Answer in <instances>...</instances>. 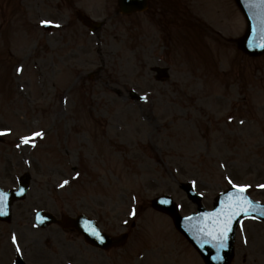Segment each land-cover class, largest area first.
<instances>
[{
	"label": "rangeland",
	"instance_id": "rangeland-1",
	"mask_svg": "<svg viewBox=\"0 0 264 264\" xmlns=\"http://www.w3.org/2000/svg\"><path fill=\"white\" fill-rule=\"evenodd\" d=\"M158 2L159 18L118 15L117 0H0V130H10L0 185L16 187L24 172L33 179L13 221L0 222V264H13L17 247L26 264H203L149 201L171 194L193 212L179 187L190 179L207 208L232 185L264 202V56L231 42L245 30L242 14L233 0ZM74 7L108 19L101 38L73 19L66 32L42 29ZM193 14L219 33L194 34ZM157 64L171 67L169 81L153 78ZM38 210L84 213L112 234L135 227L123 248L104 252L57 225L36 228ZM245 224L233 264H264V222Z\"/></svg>",
	"mask_w": 264,
	"mask_h": 264
},
{
	"label": "water",
	"instance_id": "water-1",
	"mask_svg": "<svg viewBox=\"0 0 264 264\" xmlns=\"http://www.w3.org/2000/svg\"><path fill=\"white\" fill-rule=\"evenodd\" d=\"M236 2L245 14L249 25L247 34L238 40L239 47L252 56H258L264 53V48L256 46L264 42V40H261L258 31L262 22V9L259 5L251 3L250 0H236ZM120 3L124 10L130 11L131 9H144L147 4V0H120ZM250 41L253 42L252 46H250ZM132 95L135 96V93H132ZM183 187L188 191L193 200L199 202L198 198L192 196L190 190L191 187H189V185H183ZM235 195H237V191L226 192L217 200L215 209L212 212L203 211V207H200L202 211L199 215L188 216L185 218L179 216V214L176 212L175 205L168 204L169 200L165 198L156 201L155 204L173 215L175 219L174 222H176L177 227L188 237L191 242H193L198 250H200L202 255H204L207 264H230L234 255V252L232 251L234 238L232 226L234 228L235 224L239 221V218L244 217V215L254 214L252 212L253 210L246 214L242 213L234 217V224H231V231L228 233V237L225 242L226 247L218 248L215 246L216 242L211 241L210 237L207 236L206 229H211L209 218L213 217L214 214L218 212L227 211V204L229 203L230 198L234 197ZM252 207L254 208V205H252ZM261 218H264V216ZM71 224L76 225V227L79 229H83V231L87 234L86 237L88 240L96 245H100L101 247L107 248L110 247V245L119 244L125 240L124 236L111 238L107 234H100L96 229L97 226L90 222H88L89 225L85 226L86 228L89 226L88 229L82 228L78 221L71 222ZM93 230H95V232ZM96 233H99V235ZM217 255H219L221 259H213V257ZM19 264L23 263L20 261Z\"/></svg>",
	"mask_w": 264,
	"mask_h": 264
},
{
	"label": "snow or ice",
	"instance_id": "snow-or-ice-1",
	"mask_svg": "<svg viewBox=\"0 0 264 264\" xmlns=\"http://www.w3.org/2000/svg\"><path fill=\"white\" fill-rule=\"evenodd\" d=\"M251 3L259 5L262 9V22L259 28V34L261 40H264V0H250ZM44 25H53L54 22L50 20L41 21ZM55 27H59V24H54ZM250 46H252V41L249 42ZM258 47L264 48V42L256 45ZM10 132V130H0V135H6ZM42 132L33 133L31 137H22V143H32L34 144V140L36 137L42 136ZM231 183V181H229ZM68 181H64V184H67ZM237 190V195L231 197L229 203L227 204V211L218 212L214 214L213 217H210V223L212 224L211 229H206V234L210 237L211 241L216 242L218 248L226 247V240L228 237V233L231 231V224L233 222L234 217L244 213H248L249 211L255 210L252 205L253 202L247 197L246 192L249 185H233ZM259 187L264 188V185H259ZM8 201V193L4 192L0 189V215H4L5 208L7 206ZM131 215H135V209L130 213ZM190 219V218H188ZM95 232V230H93ZM99 235V233H96ZM102 239V237H101ZM13 242H16V237L13 236ZM17 251L20 249L17 247ZM213 259H221L219 255L213 257Z\"/></svg>",
	"mask_w": 264,
	"mask_h": 264
}]
</instances>
